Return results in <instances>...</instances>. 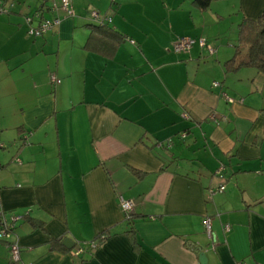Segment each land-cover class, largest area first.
Masks as SVG:
<instances>
[{
  "label": "crops",
  "instance_id": "0c3cea01",
  "mask_svg": "<svg viewBox=\"0 0 264 264\" xmlns=\"http://www.w3.org/2000/svg\"><path fill=\"white\" fill-rule=\"evenodd\" d=\"M53 1L0 9V214L20 261L264 264V71L225 65L264 0ZM37 10L59 21L32 37ZM90 10L121 39L86 46ZM177 36L195 41L175 52Z\"/></svg>",
  "mask_w": 264,
  "mask_h": 264
},
{
  "label": "built area",
  "instance_id": "2783aa9c",
  "mask_svg": "<svg viewBox=\"0 0 264 264\" xmlns=\"http://www.w3.org/2000/svg\"><path fill=\"white\" fill-rule=\"evenodd\" d=\"M3 2H4V0H0V9H2L4 6ZM47 7L51 10L60 9L62 16L73 14V9H72L70 0H58L57 2L53 1ZM89 14L92 18L97 19V20H108L107 16L99 14L96 10H90ZM33 18L36 21L34 24L31 23ZM24 20L27 23L26 34L34 37V36L41 35L45 30H47L51 26L57 24L59 21V16L52 15L51 17H45V16H43L41 10H37L31 16H27V15L24 16ZM130 41H133V40L131 39ZM194 41H195V38H192L190 36H177L171 42L172 49L176 52L185 51L190 47V45ZM197 42L200 45H204L207 48L208 52L213 51V48L210 45L205 44L203 38H197ZM49 79L52 82H58V78H56L53 74H51L49 76ZM212 84L217 85L218 82L212 81ZM220 93L222 94V96L227 101H233V99L231 97L227 96V94L224 91H220ZM209 116L213 117V115L211 113L209 114ZM221 189H223V185L218 184L216 187H212V186L208 187V192L212 193L215 190H221ZM117 202H118V206H119L120 210L123 213V216L125 218H127L129 216V214L131 213V210L133 207L132 200L123 197L121 194H118L117 195ZM15 217L16 216H11L9 218L10 220H7L5 217L2 216V214H0V240L3 241L5 244L6 257H7L8 262L10 264H24L20 261L18 243L16 241L10 240L8 238V236L11 232V229H12V221L15 219ZM208 219L209 218H205L203 220L204 229L206 232H209V228H208L209 227V220ZM224 228L225 229L228 228L227 224L224 225ZM94 244H95V242L91 240L90 243L87 244L86 246L92 247V246H94ZM82 250H83V247L81 245L74 251V253L78 254V253L82 252ZM236 264H255V263L236 262Z\"/></svg>",
  "mask_w": 264,
  "mask_h": 264
},
{
  "label": "trees",
  "instance_id": "16d2710c",
  "mask_svg": "<svg viewBox=\"0 0 264 264\" xmlns=\"http://www.w3.org/2000/svg\"><path fill=\"white\" fill-rule=\"evenodd\" d=\"M200 7L205 6L209 0H194ZM106 20H97L92 17L86 22L89 32L86 37V46L98 49L108 42L107 37L121 39L120 33L109 27ZM237 44L231 58L226 60V67L236 68L240 65H250L257 71H264V9L255 18H242L237 24ZM111 44V43H109ZM131 213L127 218H129ZM126 218V219H127ZM96 238V239H95ZM98 243L99 236L92 240ZM88 251L89 246L82 245Z\"/></svg>",
  "mask_w": 264,
  "mask_h": 264
},
{
  "label": "water",
  "instance_id": "95a60500",
  "mask_svg": "<svg viewBox=\"0 0 264 264\" xmlns=\"http://www.w3.org/2000/svg\"><path fill=\"white\" fill-rule=\"evenodd\" d=\"M68 239H66V238H64L63 240H62V242L66 245V246H70L71 244H66L65 242L67 241ZM203 251H199V257L200 256H203Z\"/></svg>",
  "mask_w": 264,
  "mask_h": 264
},
{
  "label": "rangeland",
  "instance_id": "374dc122",
  "mask_svg": "<svg viewBox=\"0 0 264 264\" xmlns=\"http://www.w3.org/2000/svg\"><path fill=\"white\" fill-rule=\"evenodd\" d=\"M89 13V12H88ZM90 15V14H89ZM157 38H154V37H152V38H149V41L150 42H155V40H156ZM171 49H172V45H171ZM173 50V49H172ZM174 51V50H173ZM176 52V51H175ZM180 52V51H179Z\"/></svg>",
  "mask_w": 264,
  "mask_h": 264
}]
</instances>
